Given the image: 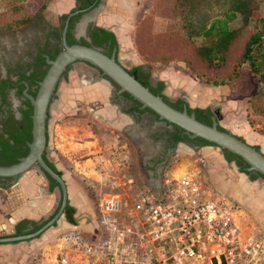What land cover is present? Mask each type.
Listing matches in <instances>:
<instances>
[{
    "label": "rangeland",
    "instance_id": "374dc122",
    "mask_svg": "<svg viewBox=\"0 0 264 264\" xmlns=\"http://www.w3.org/2000/svg\"><path fill=\"white\" fill-rule=\"evenodd\" d=\"M51 1L15 0L14 5H21L18 12L19 19H21L22 15H31L32 17L34 13L39 11L35 16L43 14L46 20L60 24V19L54 15H50L48 12V6ZM212 4L213 10L218 9L219 6L223 7L222 3L217 4L212 2ZM10 7V0H0V31H8L6 33H11V31L5 29L13 26L12 24L15 23L13 17H16V13H12ZM255 16L264 17V4L260 6ZM27 23L13 27L11 30L18 32L20 31L19 29L25 28ZM239 25L240 20L238 19L230 26L236 28ZM142 36L138 39L137 31L135 35H131V47L137 55H135L134 51L131 52V58L124 63L130 70H132L131 65H129L130 63L149 65L148 72L149 76H151L152 70L161 71L171 63L163 65L141 58L139 48L142 45L145 46L142 43L147 42L145 32ZM71 40L74 42L79 41L73 36ZM80 41L83 42L84 40L81 39ZM52 53L54 55L55 52L53 51ZM110 53L109 51L107 54L109 55ZM45 70L46 67L39 74L42 75ZM246 75L253 76L255 88L251 100L255 102L260 84L258 78L247 68L242 69L239 74L240 79L235 86L239 88L244 86L243 78ZM140 77L143 81L146 79L143 75H140ZM101 79L103 78L99 76V73L94 68L81 63L73 64L57 87L55 97L48 111L49 116L47 120L49 158L62 173V178L68 186L70 195L73 198L77 196L81 200L82 207H84L83 210L97 222V226L93 222V225L83 227L88 231L81 235L84 241L91 240L99 234L102 218L99 213L98 204H100V200L105 195L119 194L123 199L121 213L117 215L118 220H128L135 217V207L139 198L143 194H146L147 177L150 173V170L144 167L147 162L144 158L148 153L147 149H149L147 147H150L148 144L149 139L143 137L144 133L147 136L146 131H141V134H139L143 147L137 146V143L134 142L135 139L130 138V126H126V120L122 116L117 118L115 115L116 111H123L119 108V105L112 101L110 94L105 92L107 89L111 91L112 84L104 79L107 82L104 88L103 84H99V80ZM153 86L154 90L159 89V85L154 84ZM159 91L163 93L164 88L160 87ZM257 99H259V96ZM171 103L176 107H181V103L178 101ZM252 107H254L255 113L248 114L249 124L254 131L257 130L264 133V95L260 99V103L253 104ZM107 110L111 112L109 117L101 115V113ZM149 117L154 120L153 115L149 114ZM137 122L135 121L136 125L141 127V123ZM200 146H210L218 149L213 145H202L201 143L197 147L198 150ZM218 150L220 151L219 158L223 161L222 165L226 166V170L231 172L229 168L234 167L235 171H238L236 172L238 174L236 175L237 178L243 176V173H240L234 163L230 161L231 159L226 160L223 152L220 149ZM198 158H200L199 161L192 165L200 167L199 172L194 169L191 173H195L194 177L211 190L209 184L204 181L205 178L201 172L205 171L203 163L216 165L217 162L212 161L209 156L207 159H203L198 153L196 155L193 154L190 158L187 157V160L194 162ZM178 159L176 156L170 157L164 166L163 173H155V177H162L163 174L168 172L174 175L173 168ZM32 172H28V174ZM184 173V170H179L177 175L182 176ZM22 177L17 179L16 182H19ZM249 178L246 180L251 183L252 187H256L255 189L260 188L261 192L264 191L262 179H259L255 175L250 178L253 181ZM4 183V188L0 189V209L4 213L3 220L5 223L3 229L0 230V236L14 234L13 228L6 227L8 218L6 213L9 210H15L17 207L30 208L29 197L32 195L31 192L25 189L24 185H12L10 181ZM263 193L261 194V198H264ZM49 205V203L44 205L43 210L35 214L36 222H43L52 215L55 205ZM64 223V218H61L53 228H50L38 239L0 246V264H45L47 260L52 259L60 251L63 244L62 239L69 235L67 233V226ZM246 226L253 229L251 224ZM246 232L248 231L246 230Z\"/></svg>",
    "mask_w": 264,
    "mask_h": 264
},
{
    "label": "crops",
    "instance_id": "0c3cea01",
    "mask_svg": "<svg viewBox=\"0 0 264 264\" xmlns=\"http://www.w3.org/2000/svg\"><path fill=\"white\" fill-rule=\"evenodd\" d=\"M89 1L92 2L93 7L85 14V22L82 26L91 22L96 28L112 34L117 46V60L123 67L128 69L124 62L131 58V52L134 51L135 53V50L131 47V35H135V32L141 29L143 22L154 16V8L160 0H88L86 2L81 0L78 2L77 0H52L48 6V11L55 16H61L75 9L77 3L80 5L83 2V6L87 7ZM152 23V31H163L166 27V22L158 17H154ZM78 33L84 35V31H78ZM135 55L137 54L135 53ZM129 65H131V68L139 66L146 69L149 68V65L145 64L130 63ZM152 79L155 83L163 85L164 92L162 93V97L167 103L186 102L192 109L205 111L207 116L215 117L221 130L229 131L236 137L243 139L247 144L257 147L264 154V133L257 130L254 131L248 120V114L255 113L252 107L253 100H251L254 90L249 93L236 87L235 84H237L240 76L228 85L214 87L200 82L188 71L183 62H173L161 71L152 70ZM100 83L101 85L103 84V87H106L105 84L107 82L104 79L99 80ZM101 115L109 117L111 112L107 110L101 113ZM115 115L117 118L122 116L126 120V126H130V138L136 140L133 139L137 143V146L143 147L139 134H141V131L144 132L146 128L136 125L134 119L130 114H126V112L116 111ZM143 137H146L145 133ZM148 144L150 147H147L149 149H147L148 153L145 155V160L152 158L159 148L158 145L149 140ZM196 151L197 149L187 144L180 143L177 145L175 152L171 154V157L176 156L179 158L173 168L175 176L171 173L173 177L175 179L181 177L177 175L179 170H184V175L186 173L196 175L195 173H191L194 169L199 172L200 167L198 168L192 164L198 162L200 158L191 162L187 160V157L190 158V156L197 153L203 159H207L209 156L217 164L203 163L205 171L200 172L205 178L204 181L209 184L211 190L219 200H225L227 204L235 208V221L238 222L237 224L242 231L246 232L247 230V234L253 233L257 236L262 232L264 233V198H261L260 188L255 189L256 187H252L251 183L246 180L249 177L252 178L254 174L248 175L247 173H243L245 177L240 176V178H237L236 175L238 174L236 172L238 171H235L234 167L229 168L231 172L226 170V166L222 165L223 161L219 158L220 151L216 148L201 146ZM149 170L146 194L156 196L160 192L163 176L156 178L155 173L151 169ZM250 180L253 181L252 179ZM0 182L2 183L3 181L0 180ZM18 185H28L36 188L41 186L42 192L48 190L45 186V179L38 170L22 177ZM3 186L4 184L0 185L1 190L4 188ZM68 195L70 198H73L70 195L69 189ZM55 197L56 191H53L48 196L49 202H53ZM74 199L77 201L76 203L74 202L77 204L75 208L79 210V208H82L81 201L77 197H74ZM37 212H39L38 209L25 207L9 210L6 213L8 216L6 227L14 228L19 220L23 218L35 219L36 215H32L31 213ZM3 219L4 213L0 209V230L3 229L5 223ZM94 223L95 225L97 224L96 221ZM249 224H251L253 229L246 226Z\"/></svg>",
    "mask_w": 264,
    "mask_h": 264
},
{
    "label": "built area",
    "instance_id": "2783aa9c",
    "mask_svg": "<svg viewBox=\"0 0 264 264\" xmlns=\"http://www.w3.org/2000/svg\"><path fill=\"white\" fill-rule=\"evenodd\" d=\"M122 206L119 194L105 195L99 234L84 241L70 228L45 264H264V238L241 231L235 208L192 174H163L160 192L143 194L131 219H117Z\"/></svg>",
    "mask_w": 264,
    "mask_h": 264
},
{
    "label": "flooded vegetation",
    "instance_id": "af4514ba",
    "mask_svg": "<svg viewBox=\"0 0 264 264\" xmlns=\"http://www.w3.org/2000/svg\"><path fill=\"white\" fill-rule=\"evenodd\" d=\"M78 1L79 0H77V2ZM81 1L86 2L88 0H81ZM89 4H92V2L89 1L87 4V7L83 6V2H81L80 5H78L77 3L76 8L70 11L69 13L77 11V10H84L88 8ZM89 11L78 14L74 16L73 18H71L70 25H72V30L71 31L69 30L71 35L75 39L79 40L76 43H80V44L85 43L87 45L100 48L105 54H107L109 51L112 53L113 49L116 48V57H117L116 43L112 46V43L108 41L102 46H96L92 42L94 32L103 31V30L96 28L91 22L82 26V24L85 22L84 16ZM69 13L65 15H61V16H55L54 14L49 12L50 15H54L56 18L60 19L59 20L60 24L58 23L55 24L50 20H46L45 16L41 14V15H37L33 17L26 24V27L23 29H19L20 31L18 32H15L16 30H9L11 31V33H6L8 31H0V145L1 146L6 147V146L14 145L13 140L8 139L7 131L9 129L10 131L15 130L17 132L16 133L17 137L21 136V134L25 132V127L27 124L26 123L27 120H25V113L30 112L32 114V108H31L29 100L23 95V92L27 88L26 92L29 95L31 96L35 95L37 91V83L42 79L41 77L44 75V73L47 70L46 58L51 59V57L53 56L52 52L53 51L56 52L57 50L61 49L60 33L62 31L63 23ZM70 25H69V29H70ZM78 31H84V35L79 34L80 32L78 33ZM81 39L84 40V42H81L80 41ZM110 48L112 49L110 50ZM111 53L109 55H111ZM45 67H46V70L44 71L42 75H40L39 72L43 71ZM131 69L132 70L128 69L130 73H133L135 69H138L135 75L136 79L139 80L143 85L147 84L148 88L153 93L157 92L155 94L162 96V93L160 91H156L153 88L154 84L159 85L160 83H155L153 81L152 74L151 76H149V72H148L149 68L146 69L145 67L139 66V67L131 68ZM65 75L66 73L63 75V78L65 77ZM140 75L145 76L146 79L143 81ZM103 79L106 80V78H103ZM109 83L113 85V86L111 85V89H110L111 91L107 89L105 92L107 94H110L112 101L115 102L117 105H119V108L123 112H126V114L128 115L130 114V116L134 119V121L136 122L138 121L139 123H141V125L146 128L145 130L147 134L146 137L149 139V141L159 146V148L156 150V153L153 155V157L147 160V162L145 163L144 167L146 169L148 170L151 169L156 174L157 173L159 174L161 172L163 173V169L165 166L164 161L167 155L174 152L176 145L183 143L195 149H197L199 144L201 145V142L199 141V139L189 140L183 134V132L177 127L171 126L167 123H161L162 121H160L158 117L149 113V111L147 110L140 109V106H138L136 102H133L127 96V94H119L118 93L119 88L115 86L112 82H109ZM243 83H244V86L240 87L241 90H245L249 93L254 90L255 86L253 84V76L246 75L245 78H243ZM162 88H164L163 85H162ZM234 90H237V89H234ZM55 94H56V91H55ZM169 104L173 105L172 103H169ZM50 105H49V108H50ZM173 107L181 108V109L185 107L189 110L188 112H193L199 121L206 123V124H210L211 122L210 121L211 116H207V113L205 111H201L199 109H192L189 107V105L186 102H182L181 107H176L174 105ZM149 114L153 115L154 120L151 119V117H149ZM30 117L31 115L29 116V118ZM4 121L6 122L3 124ZM47 140H48V133L46 132V142H47L46 145H47L48 150L45 151L43 155V159L49 165V167H51L52 170L54 169L53 171H55L62 178V173L55 167L54 163L49 158L50 153H49V146H48ZM30 141H31V131H30ZM30 141H26V146ZM202 145H205V144H202ZM206 145H211V144H206ZM255 148L259 150L257 147ZM222 152H223L225 159L226 160L231 159L230 161L234 163L235 167L238 168L240 173H245L244 169L247 167L245 166V164L239 163L238 158L235 156H231L228 158L227 157L228 152H225V151H222ZM32 170H34L33 172H35V169H32ZM32 170L28 172H32ZM28 172L25 174H28ZM42 176L45 179L46 189H48L46 192H42L41 186L39 188L30 187L28 185H24V186H25V189L28 192H31L32 194L31 197H29V200L31 203L30 208H35L36 210L38 209L40 212L41 210H43L44 205H47L49 203L50 204L49 206L55 205V209L53 210L52 215H50L43 222H36L35 220L36 218L35 219H32V218L20 219L19 222L13 228L14 234L8 235V236H0V237L15 236L17 234L19 235L29 234L35 231L34 227L37 226L39 228L44 223H46V221L49 220L58 210L60 202H61V192L59 190V187L48 176H45L43 174ZM17 179L19 178L0 179L1 181H3L2 183L0 182V185L2 186V184H5L4 182H8V181H10L12 185H16L19 183V182H16ZM259 179H262V181L264 182L263 178L260 177ZM62 180L64 181L63 178ZM65 186H66V191H67V204H68L67 207H70L73 209V212L71 215L73 219V223H70L67 220L66 212H65L67 207L64 210V220H65V223H67V224L65 223L64 224L67 226V231H68L67 233H69L70 231H73V229H70L68 227V225H72L75 227L74 231H77L80 234H84L85 232H88V231L84 229L83 227L86 225L87 226L91 224L93 225V222L95 220L92 219L91 215H89L85 210H83L84 207L79 208V210L75 208V205H77L75 203L77 201L74 198L69 197L68 186L66 185V183H65ZM53 191H56V197L54 201L50 203L48 196H50V194ZM263 192L264 191H262L261 194ZM77 199L80 200L78 197ZM31 214L35 215L36 213H31ZM86 217H88L89 219H87ZM76 220H79V223ZM23 221H29L31 223L24 225L25 229L17 230L19 223ZM58 221H60V219ZM53 227H50V228H53ZM49 229H47L46 231H48ZM258 236L264 238V233L262 232ZM39 237L35 239H38ZM35 239H31L28 241H20V242H29ZM20 242H16V243H20ZM4 245H7V244H0V246H4Z\"/></svg>",
    "mask_w": 264,
    "mask_h": 264
},
{
    "label": "trees",
    "instance_id": "16d2710c",
    "mask_svg": "<svg viewBox=\"0 0 264 264\" xmlns=\"http://www.w3.org/2000/svg\"><path fill=\"white\" fill-rule=\"evenodd\" d=\"M212 2L222 3L223 7L219 6L213 10ZM10 4V11L16 13V17H13L15 23L5 30L24 25L39 13L37 11L32 17L22 15L19 19L21 5L15 6V0H10ZM262 4L264 0H160L154 8V16L143 22L141 29L137 31L138 39L143 37L144 32L147 36V42L142 43L145 46H140L139 54L141 58L163 65L183 62L188 71L200 82L214 87L230 84L239 77L243 68H247L258 78L260 84L256 100L253 102L258 104L264 95V17L255 16V13ZM154 17L166 22L163 31H152ZM238 19L240 25L232 28L230 25ZM69 30H72V25ZM70 31L67 40L72 45L76 42L71 40ZM108 41L112 46L115 44L112 34L106 31L94 32L92 42L96 46H102ZM59 51L60 49L51 59H54ZM137 71L138 69H135L131 74L135 76ZM160 87L161 84L159 89ZM137 105L140 106L138 103ZM30 115V112L25 113L27 124L21 136L17 137L15 130L7 131L8 139L13 140L14 145L6 147L0 145V165L14 164L18 158L26 155L28 151L26 141H30ZM199 141L202 144H209L200 139ZM227 154L228 158L233 156ZM238 160L239 163L245 164L241 159ZM65 212L67 220L73 223L71 216L73 209L67 207ZM28 223L31 222L19 223L17 230L25 229L24 225ZM37 228L34 227V230Z\"/></svg>",
    "mask_w": 264,
    "mask_h": 264
},
{
    "label": "water",
    "instance_id": "95a60500",
    "mask_svg": "<svg viewBox=\"0 0 264 264\" xmlns=\"http://www.w3.org/2000/svg\"><path fill=\"white\" fill-rule=\"evenodd\" d=\"M92 7L93 4H89L88 8L84 10H77L67 15L60 33L61 49L54 59L46 58L47 70L37 83L35 95H29L26 92L27 88L23 92L32 108L31 141L27 144V154L18 158L14 164L0 165V179L20 178L32 169L48 176L61 192L59 208L37 230L29 234L0 237V244H13L35 239L53 227L59 219L64 218V210L68 205L66 186L62 178L45 162L43 155L48 150L46 132L49 105L63 75L75 63H83L94 68L100 77L106 78L108 82H112L119 88V94H127L133 102L140 104V109L149 111L158 117L162 121L161 123L177 127L189 140L200 139L221 151L230 153L247 165L244 169L245 173L264 178V154L260 150L229 131L221 130L214 116L210 117V124H206L199 121L193 112H188L187 108L177 109L167 103L162 96L153 93L119 63L116 57V48L113 49L111 55H107L100 48L94 46L80 43L70 45L67 36L71 18L89 11ZM171 154L167 155L164 164L167 163ZM76 221L79 223V220ZM68 227L75 228L72 225H68Z\"/></svg>",
    "mask_w": 264,
    "mask_h": 264
},
{
    "label": "bare ground",
    "instance_id": "6f19581e",
    "mask_svg": "<svg viewBox=\"0 0 264 264\" xmlns=\"http://www.w3.org/2000/svg\"><path fill=\"white\" fill-rule=\"evenodd\" d=\"M183 176V175H182ZM180 178V177H179ZM238 223V222H237ZM242 231V230H241ZM46 262H48V260L46 261Z\"/></svg>",
    "mask_w": 264,
    "mask_h": 264
}]
</instances>
